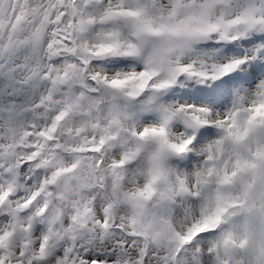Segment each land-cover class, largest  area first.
Returning <instances> with one entry per match:
<instances>
[{"label":"snow or ice","instance_id":"6c2138e0","mask_svg":"<svg viewBox=\"0 0 264 264\" xmlns=\"http://www.w3.org/2000/svg\"><path fill=\"white\" fill-rule=\"evenodd\" d=\"M0 264H264V0H0Z\"/></svg>","mask_w":264,"mask_h":264}]
</instances>
